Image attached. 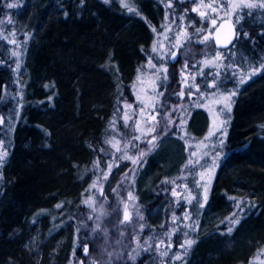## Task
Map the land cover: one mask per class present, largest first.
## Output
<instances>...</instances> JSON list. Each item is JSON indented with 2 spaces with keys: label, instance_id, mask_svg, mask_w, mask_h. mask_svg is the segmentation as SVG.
I'll use <instances>...</instances> for the list:
<instances>
[{
  "label": "trees",
  "instance_id": "16d2710c",
  "mask_svg": "<svg viewBox=\"0 0 264 264\" xmlns=\"http://www.w3.org/2000/svg\"><path fill=\"white\" fill-rule=\"evenodd\" d=\"M150 1L134 0L135 11L129 12L119 0H0V115L5 118L0 149L7 152L0 167V264H106L100 251L105 235L92 231L95 216L88 219L92 209L83 201L91 191L96 158L100 168L109 158L99 151L111 150L105 140L129 132L117 97L122 92L121 99L129 100L141 56L148 57L149 26L157 25L151 22ZM243 12L239 39L224 52V62L231 65L243 57L240 67L248 75L249 64L264 63V8ZM13 39L14 45L9 43ZM231 71L236 75L217 78L218 85L234 79L228 87L224 81L220 91L235 90L237 95L208 200L197 208L203 193H197L192 176L187 184L195 199L187 205V194L177 209L181 219L169 256L185 251L177 245L179 238L192 239L184 264H264V69L242 84L239 70ZM130 164L123 160L121 166ZM113 170L108 178L114 181L122 173ZM161 191L159 197H151V191L147 203L142 202L147 204L146 225L159 201L165 204L169 189ZM104 207L107 211L108 201ZM186 208L194 209L188 221L183 220ZM208 212L220 219L207 225ZM236 218L240 223L228 233L226 227ZM197 219L198 229L185 227ZM121 220L119 207L111 219L101 218L112 240L120 230L126 234L128 224ZM84 244L89 246L87 256ZM113 264L124 262L114 259ZM135 264H160L159 254L142 252Z\"/></svg>",
  "mask_w": 264,
  "mask_h": 264
},
{
  "label": "snow or ice",
  "instance_id": "6c2138e0",
  "mask_svg": "<svg viewBox=\"0 0 264 264\" xmlns=\"http://www.w3.org/2000/svg\"><path fill=\"white\" fill-rule=\"evenodd\" d=\"M84 0H81L83 4ZM108 2V0H105ZM119 2L125 7L129 12L135 11V6L126 3L125 0H119ZM172 0H168V4L171 5ZM191 11L197 13L203 21H206L208 27L197 26L194 32H189L188 24L195 25V20H188L184 25L178 26L171 37L168 33L171 31V24L163 26V30L158 33L159 37H163L162 41L153 40L151 44L152 52L155 56H148L147 58V69L145 71H139L135 78V82L131 85V90L134 93L135 101L138 103H130L127 99H121L123 93L120 92L117 99L122 104V108L119 111L122 113V120L127 126L128 123L132 122V132L128 137L117 138L115 134L111 135L110 138L105 140V143L110 145V151L105 152V149L101 147L99 151L104 153L107 157L106 165L104 168L99 166V157L96 158L94 162L95 172H99L100 175H96L94 172V179L88 185V189L91 191L88 193L87 198L83 201L92 212L89 214L88 219L92 220L95 216V220L92 226V231L101 230L105 236H107V229H102L101 218L109 214L104 205L107 203V195L105 193L104 182H108V177L112 173L114 164L118 169L117 175L122 173L121 179L116 183L115 187H110V191L116 194L117 203L115 208L123 206V216L120 223L131 222L132 213L130 212V207H136L135 201L138 197L133 194L131 190L132 185L136 181V169L137 167H143L146 160L143 158L147 156L148 153L153 152L159 147L157 141L163 136L167 135L170 128L175 126L176 131L173 135L180 136V139H184V136H188L189 133L186 131V125L188 124V117L191 114L193 108H206L211 114L212 127L206 133L203 140L198 141V146L203 147L204 151L201 153L199 159L189 158L188 164H199L200 160L204 157H210L211 163L205 161L204 164H200L199 180L195 181L199 184L200 180L205 179V174L207 173V180L210 183L214 169L218 167L216 163L217 158L221 155L220 152L214 151L216 145L212 144V150H209V138H214L215 134L219 132L220 137H227V124L231 116L233 97L237 95L235 90H225L220 91V85L217 83V78L224 73L228 75L235 76L236 72H229V68L233 70H239L240 79L239 83H243L251 73L259 72L264 69V63H261L258 67L251 64L248 65L247 73L245 74V69L240 67V63L243 62V57L241 62L233 61L231 65L225 63L224 54L221 51H215L212 55L204 54L201 57L200 67L196 69V73H191L185 71L188 69L187 54L190 51V44L193 40L196 43L203 45L205 48L211 46L216 48L220 45L227 47L236 37L235 26L228 19H219V17H228L233 15H244V8H264V0H227V2H221L214 4L212 0H192ZM8 7H16L14 4H9ZM184 13L189 11L188 8L183 9ZM67 15V13H65ZM11 21V17H8ZM179 19L184 21L185 16H180ZM174 23V22H173ZM153 32H156V28H152ZM243 31V29H241ZM15 34V29H13V35ZM245 36L248 34L245 32ZM8 39L7 37H4ZM9 43L16 44V40H10ZM181 47H184V52L182 57L184 58L183 67L181 68V89L179 92L169 91L168 80H169V62L176 63L177 53L180 51ZM197 61H193V68H196ZM211 65L214 69L212 77L210 79L205 78L203 68ZM17 67L19 65L17 64ZM199 75L201 78H205L206 88L202 90L201 83L196 82V76ZM223 83V82H221ZM120 88L119 83L117 84V89ZM207 89H213L209 92ZM168 91L169 95L167 98L164 97V93ZM187 95L188 97H195V99H190L187 104L183 102V98ZM173 97H179V103H171ZM175 113V115H173ZM4 117L0 115V124L4 123ZM11 119V117H9ZM110 127L116 128L115 123H111ZM159 128V131L157 129ZM118 131V130H117ZM183 133V135H181ZM123 142V146H122ZM137 142V143H134ZM3 140H0V145H3ZM140 143L145 144V148H140ZM187 144L188 141H185ZM219 145L224 144V139H219ZM119 154V155H117ZM195 155V153H193ZM7 156V152L0 149V167L4 164V159ZM121 160H127L131 162V167L125 165V169H119V163ZM131 173V175H129ZM187 175H192L189 171ZM167 179V177H165ZM103 181V182H101ZM172 184H176L175 181H171ZM200 188L203 189V200H197V208L203 207L208 200V185L199 184ZM180 185H176L171 189V195L173 197H180L181 192L177 191ZM184 189L188 190V198H186V204L191 205L192 200L195 196L192 195L191 189H189L188 184L183 185ZM87 191V190H86ZM121 192H126V197L121 196ZM179 202V201H177ZM240 202H237L239 206ZM62 205L57 204L56 207L60 208ZM251 202L249 201V207H251ZM194 209L186 208L185 214L183 215V220L188 221L191 219L190 213ZM197 215L199 212L197 211ZM136 216L138 218L136 223L129 224L131 228V234L129 235L128 242L125 243V232L120 230V236L116 239L115 244L117 247L112 248L111 251L108 248H104L102 251L106 254L107 260L106 264H113V260L123 261L124 264L135 261L141 256L142 252H156L159 254L160 264H175L176 261H180L184 264L183 256L186 255L187 249L191 247L194 243L192 239H185L178 244L179 248L185 249L184 252L172 253L169 256V250L176 245L171 243H166L165 239L157 236L153 240L152 236H149L143 242L141 241V233L145 228L143 222V213L136 208ZM74 219V218H73ZM181 219L176 212L171 214V220L173 222V227L171 231H166L163 233L165 237H171V235L176 232L178 224L177 222ZM240 223V219L230 220L226 231L231 233L233 231V225ZM185 227L193 229L195 231L199 228V220L197 219L193 223H188ZM139 230V231H138ZM77 233H79V228H77ZM187 236V233H182ZM153 243L155 247L153 248ZM163 246V247H161ZM187 246V248H186ZM83 254L87 256L89 252L88 244L83 246ZM264 251V249H262ZM75 253H73L74 255ZM167 258V259H165ZM76 264H84L83 260H79ZM92 264H100V261L93 260Z\"/></svg>",
  "mask_w": 264,
  "mask_h": 264
},
{
  "label": "rangeland",
  "instance_id": "374dc122",
  "mask_svg": "<svg viewBox=\"0 0 264 264\" xmlns=\"http://www.w3.org/2000/svg\"><path fill=\"white\" fill-rule=\"evenodd\" d=\"M212 2L214 4H218L221 2L226 3L227 0H212ZM150 3L151 5H149L148 8L151 11V14L153 16V19L151 22H153V24L157 23V25L151 24L149 26V30H150L149 35H150V39L151 38L152 39L149 42V45L147 47L148 49L147 52H149L147 56L156 55L155 53L152 52V49H151L152 41L153 40H158V41L163 40V37H159L158 33H160L163 30V26L167 24H171V31L168 33L169 37L173 35V33L175 32L178 26L184 25L185 23H187L188 20L196 21L195 25L188 24L189 32H194L195 27L197 26L208 27V24L206 21H203L202 18H200L197 13H194L191 11V8L193 6L192 0H172L171 5L168 4V0H151ZM132 5H136L134 0H132ZM184 8H188L189 11L187 13H184L183 11ZM156 11L158 12V15H156L157 14ZM182 15L186 17L184 21H181L179 19V17ZM219 19L232 20L236 23V25H239V26L243 25L244 23L243 17L240 15H233V16H228V17L221 16L219 17ZM153 27L156 28V32L152 31ZM184 50H185L184 47H181L179 51L180 57H179V61L177 64L173 65L171 64V62H169V80L167 82L169 91L179 92L181 89V71L180 70L183 67V62L185 58V57H182V53L184 52ZM215 51H217L215 48L211 46L205 48L203 45L196 43L193 40V42H191L190 44V51L188 52L187 57H186L188 60V69H186L185 71L196 73V69L200 67V63L202 62L201 61L202 55L207 54L210 56L214 54ZM221 52L224 54L225 58L228 56V55H225L224 53L225 51H221ZM147 58L148 57L145 58L141 56V62L138 66L139 71H145L147 69ZM194 60L197 61L196 68H193ZM213 70L214 69L211 67V65L204 67L203 71L205 74V78H209V74ZM137 74L138 72L135 74L134 78L132 79L133 80L132 82H135V78ZM205 78H201L199 75L196 76V82L201 83L202 90L206 88ZM233 80L234 79H230L228 82V80L222 79L221 82L223 83L227 82L225 86L228 87L229 85L233 83ZM221 84L222 83H220V85ZM207 90L209 91V89ZM168 95H169V92L166 91L164 93V97L167 98ZM128 99L130 103H138L135 101V96L131 90V87L128 92ZM190 99H195V97H188L187 95H185V97L183 98V102L187 104ZM179 102H180L179 97H173L171 100V103H179ZM173 115H175V113H173ZM228 125L229 124H227V127ZM128 126H129L128 128L129 132L124 137H128L132 132L133 125L131 121L128 123ZM211 127H212L211 114L208 112V110L206 108H193L191 110L190 116L188 117V124L186 125V131L189 133V135L184 136V139H180V136L173 135V132L176 131V128L175 126H172L169 132L167 133V135L163 136L157 141L159 147L155 149L153 152L148 153L147 156L143 158L144 160H146V163H144L142 168L137 167L136 181H135V184L132 185V188H131V190L133 191V194L138 197V200L134 202L136 207H130V212L132 213V221L126 222L128 226L126 229L125 237L126 236L129 237V235L131 234V228L129 227V224L136 223L138 220L136 216V208H139V211L143 213V216H144V212L147 211L146 210L147 204L143 205L142 202L147 203V201L149 200L148 196H150L149 193H151V191H154V194L151 197H154V196L159 197L158 194H161L159 192L163 188H165L167 190L169 189V192L166 194L167 195L166 199L164 196L165 204H161L162 202L160 201H163V200L159 201L160 205L162 206L158 205V208H156V210H154L150 214V222H151L150 225H146V222L144 221V219L143 221H140L145 224V228L143 229L140 238H141V241L143 242L149 236H152L153 240H155V238L159 236L160 238L165 239L166 243H171L174 245V242L177 239L175 238L176 232H174L171 235V237H165L163 236V233L166 231H171L173 227V222L169 218V216H171L173 212L177 213V209L179 208V206L184 204V200L188 192H186L183 185L187 184V179L189 177L195 176L196 178L194 179V181L199 180L200 164H204L205 161H207L208 163H211L210 157L206 156L204 157L203 160H200L199 164H192V165L188 164L189 158H192L194 160L199 159L201 153L204 151L203 147L198 146V141H201L204 139L206 133L209 131ZM157 131H159V128L157 129ZM181 135H183V133H181ZM219 139H223V137H220L219 132H217L215 134V137L209 138V141H208L209 150H212V144L215 143L216 147L214 151H218L221 153V155L217 158L216 163L218 164V167L214 169L211 182L209 183L207 180V173L205 174V179L199 181V184H207L208 190L210 189V186L218 172L219 162L223 158L224 145L222 146L219 145L218 143ZM185 141H188V143L186 144ZM134 143H137V142H134ZM140 148L142 149L145 148V144L140 143ZM193 153H195V155H193ZM122 162L123 160L119 163V169H125V167L121 166ZM128 166L131 167V164ZM116 170L118 169L115 166V169L113 171H116ZM189 171L192 172V175H187ZM129 175H131V173H129ZM121 176H118L114 181L108 178V182H104L105 193L107 195V201H108L107 212L109 214L103 216L102 217L103 220L112 218L113 213H114L113 208L117 203L116 194L110 191L109 184L111 185V182H112L111 187H115L116 183L121 179ZM112 177L114 178L115 176H112ZM165 177H167V179H165ZM162 181L165 182V184L162 185L163 187L161 186L159 189V184ZM171 181H175L176 184L175 185L172 184ZM199 184L195 183V187L197 189V193L200 194L201 196L203 193V189L200 188ZM176 185H180V187L177 188V191L181 192L180 197H173L171 195V189L173 187H176ZM120 194L121 196L126 197V192H121ZM146 194H149L147 195V198L145 197ZM119 210L121 211V217H122L123 216L122 204L120 205ZM167 210H169V214ZM219 219H220V215L213 214V213L209 214L208 212V219L206 221V224L208 225L210 223L217 222ZM177 224H179V221L177 222ZM119 236H120V232H118L115 235V238L113 240L111 239L112 233L110 234V237L108 235L103 237L101 244H100V249H101L100 251H102L106 247L108 248L109 251H111L112 248L117 247V245L115 244V241L116 239L119 238ZM179 239H180L179 242L183 241L181 240V238ZM154 247H155V244L153 243V248ZM172 248H170L169 253L171 252ZM102 253L107 259L106 254H104L103 251ZM92 261L90 264H92Z\"/></svg>",
  "mask_w": 264,
  "mask_h": 264
},
{
  "label": "water",
  "instance_id": "95a60500",
  "mask_svg": "<svg viewBox=\"0 0 264 264\" xmlns=\"http://www.w3.org/2000/svg\"><path fill=\"white\" fill-rule=\"evenodd\" d=\"M229 20V19H228ZM230 22H232L233 24H234V26H235V33H236V37H235V39L232 41V43L231 44H229L227 47H225V46H223V45H220V46H218V47H216V49L218 50V51H228V50H230L231 48H233L234 46H235V44L237 43V41H238V39H239V30H238V27H237V25H236V23L234 22V21H232V20H229ZM179 57H180V53H179V51H178V53H177V58H176V63H172L171 62V64H177L178 63V61H179Z\"/></svg>",
  "mask_w": 264,
  "mask_h": 264
}]
</instances>
